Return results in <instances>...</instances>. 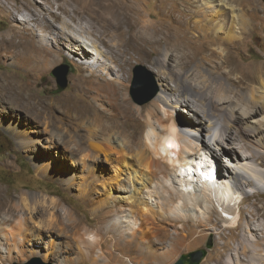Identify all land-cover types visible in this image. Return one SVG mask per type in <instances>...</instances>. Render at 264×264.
Here are the masks:
<instances>
[{
	"label": "bare ground",
	"instance_id": "bare-ground-1",
	"mask_svg": "<svg viewBox=\"0 0 264 264\" xmlns=\"http://www.w3.org/2000/svg\"><path fill=\"white\" fill-rule=\"evenodd\" d=\"M6 1L5 17L14 24L0 34V59L23 71L27 79L23 81L0 71V97L9 111L27 112L49 129L46 133L26 131L14 120L15 125L5 128L11 129L18 145L29 153L36 172L68 187L77 184L82 191L97 182L119 191L118 203L122 204L115 203L111 226L118 231L121 241L126 236H132L133 241L139 230L138 220L148 222L155 216L149 208L150 200L141 197L147 189L150 192L146 196L156 197L162 209L156 217L160 214L163 221L170 223L192 221L195 228L213 229L220 235L221 242L213 256L227 254V259L217 260L218 264H260L264 253V204L252 203L226 221L233 228L231 233L214 223L212 215L218 201L231 202L245 192L241 201L263 197L264 115L261 119L257 116L264 113V61L238 64L228 50H222V55L194 41L198 33L210 32L218 43L240 47L244 41L239 33L253 30L248 15L222 10L221 6H229L227 0H206L208 5L213 4L212 11L194 8L190 0H184L193 8L182 12L161 8L160 17L170 18L172 23L142 26L135 33L139 9L125 1L27 0L19 8ZM230 18L234 19L231 24ZM190 19L194 24L185 30V22ZM189 30L192 32L188 34ZM162 44L166 49L159 48ZM171 48L180 53L178 57H173ZM65 52L81 72H90L74 78L71 85L74 92L89 98L88 104L75 101L70 93L52 99L39 98L33 88L43 74L59 65ZM152 55H159L153 64L159 69L160 91L149 106L137 107L129 97L130 69L135 59L150 61ZM114 66L120 74H115ZM102 71L112 78L104 77ZM236 74L238 81L232 84L231 77ZM167 77L174 82V88L165 82ZM235 85L245 90L239 102L228 96L230 87ZM177 109L188 115L185 120L175 116ZM53 122L73 125L74 129L58 131L51 127ZM117 145L123 147L122 151ZM126 151L134 154L127 152L125 157L118 155L115 159L116 154ZM103 156L107 162L116 163L110 176L103 168ZM120 158L132 161L127 171L121 168ZM134 158H139V167L148 173L144 183L140 170L133 169ZM61 165L69 166L67 169ZM156 174L173 181L178 176L180 187L172 192L168 189V194L159 185L158 192ZM247 189L254 190V194H247ZM2 193L0 189V238L10 243L24 233L21 227L30 223L44 234L50 224L37 218L43 208L45 211L48 198L28 193L4 199ZM189 200L206 213L203 219L197 213L194 218L188 214ZM49 202L53 208L61 205L58 199ZM110 216L112 211L101 214L104 221ZM234 216L239 218L238 222ZM179 225L186 231L187 225ZM174 233V241L185 246L188 234L183 235L178 229ZM16 243L9 244V254L11 248L20 247ZM117 245L112 253L119 260L149 264L133 262L126 257L124 247ZM143 253L148 254L142 250ZM176 254V249L168 248L154 262L170 264ZM102 261L110 262L108 257Z\"/></svg>",
	"mask_w": 264,
	"mask_h": 264
},
{
	"label": "rangeland",
	"instance_id": "rangeland-1",
	"mask_svg": "<svg viewBox=\"0 0 264 264\" xmlns=\"http://www.w3.org/2000/svg\"><path fill=\"white\" fill-rule=\"evenodd\" d=\"M9 1L16 5V8H19L22 3L27 2V0ZM120 1H125V4H130L131 6L139 9L140 18L138 19L136 28L134 29L135 33L141 31L142 26H156L163 24L164 21L166 24L172 23V19L160 17L159 13L161 8L164 9L167 7L168 9H175L178 12H182L185 10V8H191L192 6L189 3H193L194 8L199 7L200 9L207 11L215 10L213 4H210L211 6L208 5L206 0H188L189 3L184 2V0ZM227 2L229 3V6H221L222 10L246 13L249 17L250 23H252L251 28L253 30L251 33L249 32L248 34L243 35L242 33H239L240 38H242L244 41L243 44L240 47L226 46L222 43H218L215 35L210 32L198 33L199 37H196L194 41L196 43H202L203 45L210 47L211 50H218L220 54H222V50H225L226 52L228 50V53H230L231 57H233L235 62L238 64L251 65L252 63L263 62L264 0H243L242 2L239 0H227ZM5 6H7V1L0 0V34L5 33L8 30V26L14 24L13 22L7 20L8 13ZM14 12L17 13L15 9ZM233 21L234 19L230 18V24ZM235 22H237V20ZM185 23L186 25L184 29L188 30L192 28L194 20L190 19ZM184 29L182 31H184ZM190 32H192V30H189L188 34ZM227 32H229V29ZM159 48L161 50L166 49V45L162 44ZM171 50V52H173V57H178L180 53L176 52L175 48H171ZM64 55L65 56L59 65L54 67L46 74H43L39 79L41 83L38 81L35 84L36 86H33L36 94H38L37 96L39 98L52 99L53 97L56 98L62 94L70 93L73 95V99L75 101H81L87 104L90 103L89 98H87L82 93L74 92L73 87L71 86L74 78L81 74L87 76L90 74V72L86 70L81 72L80 68L72 62V56H70L68 52H65ZM158 56L159 55H152L150 61L138 59L133 61L129 77V97L131 102L137 107L149 106L159 94L160 86L157 78L159 75V69L153 64V61L158 58ZM92 61L93 64H96L94 63V60ZM92 61L90 62L92 63ZM65 64L69 65L71 73H69L66 77V87L61 88L59 79L53 74V72L60 70ZM114 69L116 75L120 74L117 67L114 66ZM0 71L14 74L18 77V79L23 81H26L27 79L23 71L6 65L2 59H0ZM101 74L108 79L112 78V76L105 71H102ZM136 77L137 81L135 82ZM237 77V74L231 77L232 84H234L235 81H238ZM165 82H167L169 87L174 88V82L168 79V77ZM148 88L149 93L147 92ZM152 91H157L156 96L152 100L146 102L147 98L150 96V92ZM244 93L245 90L235 85L230 87L228 96H230L229 98L231 101L239 102L242 100L241 98ZM8 107V104L0 97V189L3 192L2 197L5 199L28 193H38L42 197L45 196L46 199L48 198V202H46L47 204L45 211L43 208V212L39 213L37 220L44 221V223H47V225L49 223L50 226H46V229H44V227V234H41L40 229H38L36 226L34 227L33 223H30L29 225L27 224L25 226L23 225L21 229L25 230H21V232L24 233H22L21 236H18L17 239L11 237L13 239L10 241V243L13 244L17 241L18 243L16 244L20 243V247L16 248L15 250L14 248H11L12 250L10 251V254L7 252V248H9L10 243H7L5 239L0 238V242L3 243L0 244V264H30L36 259L41 260L43 264H63L59 261L61 259L67 260L65 264H103L102 259L107 257L110 260V262L107 264H128L126 261L119 260V256L116 253H112L113 247L118 246L117 243L124 247V252L127 255L126 257L132 259L135 263L148 262L149 264H155L154 261L157 258V255L168 248H171L172 250L176 249L177 251L175 257L171 259L170 264H175L183 257H186V264H192L190 255L200 252L203 253V257L198 261L197 264H218L220 259H227V254H224L223 256L221 255L219 258L213 256V253L217 250L219 242H221L219 239L220 235L217 234V232H215L213 229H206L204 227L195 228V222L192 221H188L189 223L182 221L170 223L168 221H163L160 217V214L159 218L156 217L158 216L156 213L162 212V209L160 206H158L160 204L158 203L156 197L150 198L149 196H146L150 192L147 189L144 191L141 197L150 200L149 202L151 207L149 208L155 212V216H152L151 220L148 222L141 223V220H138V222L140 221L138 223L139 230L137 229V233L134 234L135 237H133V241L132 236L123 237V240L121 241L118 237V231H116L111 226V222L114 219L113 211L116 209L115 205L122 204V201L118 203V196H120L119 191L103 186V184L99 182H97V184L93 185L91 188H87L82 191L77 184L73 185L72 187H68L64 183L51 180L37 173L31 159L28 156L29 153L18 145V141L13 132H11V129H6L5 126L10 125L11 127L15 125V123H13L14 120L17 122L16 125H19L21 129H26V131L41 130L46 133L47 129H49L48 125H46L44 122L38 121L34 116H29L27 112L9 111ZM263 115L264 113L259 112V116H257L258 119H261ZM175 116L179 118V120H185L188 115L177 109L175 111ZM11 119L12 121H10ZM38 124L39 126H37ZM53 124L54 126L51 127H55L58 131H70L74 129L73 125H60L58 123L55 124L54 122ZM116 148L120 151L123 149V147L120 145H117ZM127 152L128 154H134L132 151L122 152L121 154H116L115 159L118 157V155L125 157ZM50 155L54 156V153H51ZM55 158L59 159L57 157ZM125 160L123 161V158H120L119 163H121V168L127 171L129 164L131 165L132 161L127 158ZM103 161V168L109 171L107 176H110V173L112 172L111 169H113L112 167L116 163L111 164L110 162H107L105 160V156H103ZM133 162L135 165L133 169L137 171L140 170L139 177L144 183L145 175L148 173L139 167V158H134ZM61 166L68 169L69 165ZM157 177L159 179H157L155 183L158 186H155L158 192H160L159 185L163 186L164 190H167V193L168 189L170 192H172L176 190V188L178 189L180 187L179 185L181 179L178 176L175 177V181L172 179H165L162 174H158ZM79 182H81V180H79ZM253 191L254 190L250 191V189H247V194H254ZM165 194L163 191V195ZM244 196H246V192L239 195V199L237 196L234 197V200L231 202H229L230 200L225 202L224 200L218 201L214 207L215 213L212 215L214 223L217 222L219 227L222 229H228L227 232L231 233V231L233 232V228L228 227L226 225V221L231 220L234 214H237L240 211L242 212L252 203L256 202L260 205L264 204V193H262L263 197L260 200L252 198L249 201H241ZM49 198L58 199L61 205L53 208L54 206L49 202ZM105 202H108L109 204L104 205ZM188 203L189 209L187 212L188 214L192 215V218L196 216V213L201 218L206 215V213L201 208L196 206L192 200H189ZM191 208L194 209L191 210ZM104 211H112V216L107 218L108 221H104L101 217V214ZM179 214L181 213L179 212ZM130 215L131 214H129V216ZM236 219L238 222L239 218ZM181 223L187 225L186 231L185 229L179 228V224ZM175 229L181 231L183 235H185V233L188 234L185 246H179L178 243L174 241ZM125 240H127V242ZM38 248L40 249L39 252H37ZM142 250L147 251L148 254H142ZM260 258V264H264L262 263V260L264 261V253H262ZM245 259L250 260L248 258Z\"/></svg>",
	"mask_w": 264,
	"mask_h": 264
},
{
	"label": "water",
	"instance_id": "water-1",
	"mask_svg": "<svg viewBox=\"0 0 264 264\" xmlns=\"http://www.w3.org/2000/svg\"><path fill=\"white\" fill-rule=\"evenodd\" d=\"M70 71V67L68 65H63L62 68L60 70H56L53 72L54 75H56L59 79V83L61 88H65L66 87V77L69 74ZM137 81V77L135 79V82ZM147 92L149 93V88L147 89ZM157 94V91H152L150 92V96L147 98L146 102L152 100ZM203 253H195V254H191L190 258H191V263L192 264H197L199 260L202 259ZM199 255V256H198ZM186 257H183L182 259H180L179 261H177L175 264H186ZM30 264H43L41 262V260L36 259L34 261H32Z\"/></svg>",
	"mask_w": 264,
	"mask_h": 264
},
{
	"label": "trees",
	"instance_id": "trees-1",
	"mask_svg": "<svg viewBox=\"0 0 264 264\" xmlns=\"http://www.w3.org/2000/svg\"><path fill=\"white\" fill-rule=\"evenodd\" d=\"M65 65H68V64H65ZM69 66V65H68ZM69 73H71V70L69 71Z\"/></svg>",
	"mask_w": 264,
	"mask_h": 264
}]
</instances>
